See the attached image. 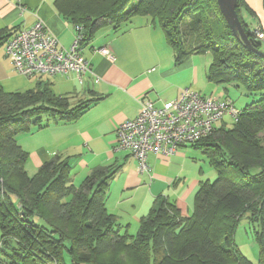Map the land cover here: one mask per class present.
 <instances>
[{
	"label": "trees",
	"instance_id": "1",
	"mask_svg": "<svg viewBox=\"0 0 264 264\" xmlns=\"http://www.w3.org/2000/svg\"><path fill=\"white\" fill-rule=\"evenodd\" d=\"M131 1L55 4L64 18L80 26L79 43L91 39L97 29L117 30L133 16H149L162 29L175 63L208 53L209 82L242 86L245 95L253 97L235 119L222 117L210 134L188 143L207 154L216 177L199 183L190 215L183 216L174 201L158 197L130 233L106 206L117 166H96L74 184L69 162L55 155L29 175L27 152L16 140L50 120H74L91 100L72 105V95L54 94L43 80L25 90L0 88L1 264H126L139 254L143 264H252L238 252L233 234L248 212L262 229L256 238L264 235V143L259 137L264 131V57L234 36L216 0H137L129 7ZM244 2L237 0L236 13L252 45L264 52L262 40L244 20L243 12L253 13ZM188 16V28L197 40L184 45L178 30ZM11 32L0 29V46Z\"/></svg>",
	"mask_w": 264,
	"mask_h": 264
},
{
	"label": "crops",
	"instance_id": "2",
	"mask_svg": "<svg viewBox=\"0 0 264 264\" xmlns=\"http://www.w3.org/2000/svg\"><path fill=\"white\" fill-rule=\"evenodd\" d=\"M55 2L0 0V29L15 33L41 19L60 45L68 48L74 41L78 24L64 18ZM246 2L254 10L252 3H258V0ZM259 7L260 19L257 21L264 31L261 0ZM253 17L257 18L255 13ZM165 41L162 29L149 16L136 15L117 30L111 26L97 29L91 39L79 43L80 55L91 68L82 75L81 82L74 73L45 75L48 76L46 79L27 76L36 77L34 86L37 80H43L54 94L72 95V105L79 100H91L90 105L72 121L50 120L44 127L17 135V142L27 152V173L34 174L55 155L67 159L73 182L78 175L84 177L96 166H117L109 182L106 206L116 215L118 222L128 225L129 231L131 226L138 227L139 218L149 211L158 197L174 201L183 216L190 215L199 183L210 179L205 177L213 175V170L207 167L208 174L205 175L202 166L188 164L185 152L188 144H183L171 156L148 153V169L140 172L137 159L129 151L116 147L115 127L138 114L141 97L147 96L159 106L163 101L174 99L182 89L189 88V83L205 95H214V91L220 93L217 86H222L220 98L228 97L226 85L236 86L232 83L211 85L212 82L205 77L209 64H203L204 57L193 54L183 62L175 63ZM100 46H107L113 59L94 51ZM2 47L4 50V44ZM7 57L5 51L0 52V88L5 91L25 90L28 83L23 80L15 88L5 86L12 71V62ZM202 77L204 80L198 85ZM196 170L198 175L194 176L192 173Z\"/></svg>",
	"mask_w": 264,
	"mask_h": 264
},
{
	"label": "built area",
	"instance_id": "3",
	"mask_svg": "<svg viewBox=\"0 0 264 264\" xmlns=\"http://www.w3.org/2000/svg\"><path fill=\"white\" fill-rule=\"evenodd\" d=\"M79 29L76 25L73 43L64 48L45 23L37 19L30 27L13 33L4 43V51L19 74L31 77L74 73L81 82L82 75L91 68L78 50ZM253 30L257 39L264 40L259 26ZM94 51L113 59L107 46L95 47ZM139 102L138 114L115 127V143L137 159L141 172L148 169V153L171 156L181 145L210 134L215 122L225 115L235 119L238 114L230 100L190 88L182 89L174 99L159 106L147 96L139 98Z\"/></svg>",
	"mask_w": 264,
	"mask_h": 264
},
{
	"label": "rangeland",
	"instance_id": "4",
	"mask_svg": "<svg viewBox=\"0 0 264 264\" xmlns=\"http://www.w3.org/2000/svg\"><path fill=\"white\" fill-rule=\"evenodd\" d=\"M137 0H132L129 7L132 6ZM245 4L247 5L248 9H252L250 8V5L246 2V0H244ZM260 4V0H258V3L253 2V8L254 10H256V12L253 11V13L247 11L246 14H243L244 16V20L248 23V26L251 29H256L257 26L260 27V29L263 31V29L261 28V24L259 21H257V19H260V15H258V12L260 10L259 7ZM261 4L263 7V0H261ZM264 9V7H263ZM254 13L256 14L257 18L255 19ZM191 20L190 16L188 17H184L181 19L180 22V29L178 30L179 34H178V39H180L184 45L188 44L187 41L193 38V40L191 41L193 44L196 42L197 39H195V37L197 38V36H195V31L192 29H189V21ZM264 32V31H263ZM212 36H217L216 33H212ZM217 41V40H214ZM166 42V41H165ZM167 44V43H166ZM168 45V44H167ZM168 51L171 52V55L173 56L172 50L170 48V46H166ZM262 47H264V42H262ZM4 51L3 47L0 46V52ZM99 53V52H98ZM226 53V51L224 52ZM197 57H201V58H205L206 60L203 62L204 63H208L210 64L212 58H210L209 54H196ZM8 58V57H7ZM9 59V58H8ZM10 60V59H9ZM11 73H10V77L5 81V86H12L10 88H15V86H17L18 84H21V80L26 81L28 84L26 85V88H32L34 86V81L36 77L33 78H28L27 76L18 74V72L14 69L13 65L11 66ZM42 76V78H48V76H45V74L43 75H39ZM31 79V80H30ZM204 80V78L202 77L200 82H198V85H200L202 83V81ZM7 84V85H6ZM211 85H215L213 83H211ZM189 88L192 87V89H194V86L190 85L189 83ZM215 87V86H213ZM220 93L222 92V86H217ZM227 89V95L228 98L231 99V101L233 102V106L235 108V110L239 111L242 106H244V104H246L247 102H250L251 99L253 97H250L249 95L246 96L245 92L242 88V86L236 87L234 85H226L225 86ZM10 90V89H9ZM196 90V89H194ZM198 91V90H196ZM200 92V91H199ZM214 95L215 97H222L220 96L218 92L214 91ZM223 94H226L225 92ZM225 120H230L229 116H224ZM19 135V134H18ZM259 137L262 139V143H264V131L259 133ZM17 138V136H16ZM185 152H187V163L192 165V163H195L198 168L201 167V170L204 171V174H208V169L207 167H211V169L213 170V175L211 176H206L205 178H210L209 180H213L216 177V173L212 167V165L210 164L209 158L207 156L206 153H204L202 151V149L199 148H193L191 145H187L185 146ZM26 170V169H25ZM139 170V169H138ZM140 171V170H139ZM27 172V171H26ZM141 172V171H140ZM143 172V171H142ZM12 175L15 176L14 173L11 172ZM194 176L198 175V171L196 170L194 173H192ZM201 174V173H200ZM80 175L77 176V178L74 180V184H79L82 180L83 177H79ZM261 226H264V222L261 224ZM137 230V228L135 229V226H131L130 227V233H135ZM262 229L260 228L259 224L256 223V221H252V217L250 215V213L246 212L245 214L242 215V217L240 218L239 222L236 224L235 230H234V234H233V238H234V243L235 246L238 250V252L245 258L247 259L249 262H251L252 264H259L261 258H264V235L260 238H256V236L258 237V232L261 231ZM259 234H261L259 232ZM1 235V233H0ZM10 249H6V251H9ZM114 251V250H113ZM115 254H112L111 256H114ZM4 251L1 249L0 247V260H2V258L4 257ZM140 254L139 255H135L134 257H131L125 262L126 264H143V262L139 259L140 258ZM234 264V263H233Z\"/></svg>",
	"mask_w": 264,
	"mask_h": 264
},
{
	"label": "water",
	"instance_id": "5",
	"mask_svg": "<svg viewBox=\"0 0 264 264\" xmlns=\"http://www.w3.org/2000/svg\"><path fill=\"white\" fill-rule=\"evenodd\" d=\"M220 12L222 13L224 19L229 25L234 36L242 41L246 46L252 49L254 52H257L264 57V52L258 50L252 45V39H250L245 33L243 26L238 18L236 13L237 0H216Z\"/></svg>",
	"mask_w": 264,
	"mask_h": 264
}]
</instances>
